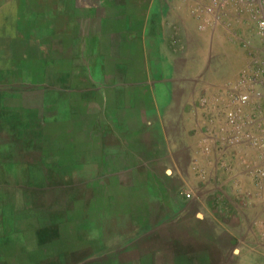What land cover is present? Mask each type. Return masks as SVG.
I'll return each instance as SVG.
<instances>
[{
  "label": "rangeland",
  "instance_id": "rangeland-1",
  "mask_svg": "<svg viewBox=\"0 0 264 264\" xmlns=\"http://www.w3.org/2000/svg\"><path fill=\"white\" fill-rule=\"evenodd\" d=\"M86 1L81 8L94 2L98 14L110 10V0ZM114 1L124 7L118 5L119 12L139 15L140 23L146 10L157 16L183 13V0ZM203 2L184 0L185 11L207 32L210 50L204 57L217 64L219 80L192 82L183 70H173L169 77L158 67L157 81L171 78L169 85H156L159 92L170 86L183 96L197 93V98L181 100L187 101V113L183 105L174 112L166 105L158 114L163 129L140 124L138 131L112 132L98 107L95 114L83 115L81 103L72 108L56 97L54 111L63 118L53 116L52 31L67 27L74 4L0 0V264L249 261L241 258L246 249L213 223L211 192L197 199L201 185L193 166L196 157L206 155L209 166L200 170L206 176L214 171L216 114L228 86L250 61L245 43L259 57L263 43L246 8L225 0L210 15L202 11ZM6 30L9 34L3 35ZM62 45L57 41L56 49ZM85 93L97 100L100 95ZM205 186L211 189V183ZM256 202L264 205L262 190ZM250 263L264 261L252 255Z\"/></svg>",
  "mask_w": 264,
  "mask_h": 264
},
{
  "label": "crops",
  "instance_id": "crops-1",
  "mask_svg": "<svg viewBox=\"0 0 264 264\" xmlns=\"http://www.w3.org/2000/svg\"><path fill=\"white\" fill-rule=\"evenodd\" d=\"M83 2L89 1L70 0L74 5L67 27L52 31L51 88L53 116L57 121L63 117L54 111L56 97L66 100L63 104L72 108L81 103L83 115L95 114L98 107L108 131H138L140 124L145 129L154 125L163 129L158 120L162 108L167 105L174 112L180 106L179 110L186 108L187 113V101L181 100L198 95L183 96L170 86L159 92L156 85H169L171 78L158 82L156 68L160 67L169 77L173 70L180 74L183 70L192 82L209 84L219 80L217 64L204 57L210 50L207 32L200 30L198 18L185 11L184 0L183 13L157 16L153 10H146L142 23L134 12H119V6L124 9L120 2L110 0V10L102 14L96 12L94 2L81 8ZM114 7L116 11H112ZM8 34L7 30L3 33ZM57 41L63 43L61 48L56 49ZM1 72L19 75L15 69ZM95 91L100 93L99 101L85 93ZM82 92L83 95H77ZM114 123H135L137 127H114ZM215 142L210 161L213 172L206 176L200 170L199 166H209L206 155L194 160L193 169L201 185L195 195L200 200L199 194L211 192L212 221L220 232L246 249L241 258L249 261L244 264H251L252 255L264 261V205L256 202L257 192L264 193V183L256 185V178L247 170L248 156L242 149L222 148L219 140ZM208 183L211 189L206 188ZM201 206L208 211L206 204L202 202Z\"/></svg>",
  "mask_w": 264,
  "mask_h": 264
},
{
  "label": "built area",
  "instance_id": "built-area-1",
  "mask_svg": "<svg viewBox=\"0 0 264 264\" xmlns=\"http://www.w3.org/2000/svg\"><path fill=\"white\" fill-rule=\"evenodd\" d=\"M225 0H208L202 11L214 15ZM251 12L256 35L264 48V0H230ZM249 48L248 65L228 86L227 99L217 112L215 136L222 148L236 147L248 156L247 170L264 183V49L259 54ZM187 197L189 192L185 194Z\"/></svg>",
  "mask_w": 264,
  "mask_h": 264
}]
</instances>
